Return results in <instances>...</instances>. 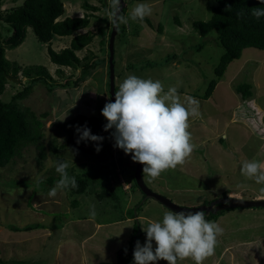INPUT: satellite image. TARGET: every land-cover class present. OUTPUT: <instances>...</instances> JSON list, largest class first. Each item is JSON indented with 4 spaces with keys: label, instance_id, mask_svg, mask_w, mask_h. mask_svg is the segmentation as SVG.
I'll list each match as a JSON object with an SVG mask.
<instances>
[{
    "label": "rangeland",
    "instance_id": "1",
    "mask_svg": "<svg viewBox=\"0 0 264 264\" xmlns=\"http://www.w3.org/2000/svg\"><path fill=\"white\" fill-rule=\"evenodd\" d=\"M23 1L3 0L0 9ZM61 1L64 9L57 20L85 14L89 17L88 25L77 33L92 34V41L76 54L79 58L84 55L92 58L90 54L94 53L97 61L104 58L106 63L90 69L74 87H58L48 92L45 85L37 83L31 94L19 101L20 106H29L42 122L39 143L43 144L45 157L39 158L38 147L30 144L10 164L0 167V264H134L136 242L143 245L146 239L142 226L161 220L169 210L152 199L142 201V197L137 201L140 191L134 188L131 179V168L136 162L130 154L114 147L111 135L114 129L103 128L107 121L101 109L109 101L106 71L111 24L105 17L108 0ZM124 2L125 11L121 14L125 16L137 3L149 4L152 14L143 21H129L118 28L114 40L116 90L127 74L159 79L165 90L174 86L181 98L191 96L198 100L201 112L199 119L189 120L191 142L197 145L191 156L182 166L165 171L151 182L143 175L147 186L182 206L207 204L233 193L245 199L264 195L260 191L262 185L245 180L240 174L245 159L259 161L264 170V51L245 48L239 59L227 65L211 96L205 100L202 94L215 76L214 68L223 47L215 31L202 37L192 22L209 19L207 6L215 5L216 1ZM5 26L0 21L3 34ZM71 38L72 35L54 36L50 46L60 51L69 46ZM198 44L202 47L198 48ZM47 45L39 42L28 28L24 41L6 49L4 56L23 67L44 66L58 83L68 77L75 78L79 68L51 63ZM58 69L62 70L61 74ZM18 78L23 83L14 82V88L27 83L24 77ZM12 83L9 80L6 84L4 100L11 96ZM238 86L249 90L251 95L238 93ZM73 105L77 109L70 112L68 108ZM43 112L46 116H41ZM69 114L74 127L84 122L81 116L85 120L92 116L103 120L99 129L91 132L104 137L100 151L95 150L93 141H85L84 150L65 144L64 130L56 128L54 123L68 121ZM54 146L59 147L57 153ZM57 160L69 163V175L88 178L85 192L62 191L51 198L47 195L51 187L46 191L34 190L38 176L43 180L49 176L59 179L55 171ZM98 173L101 175L97 176ZM22 181L30 185L7 184ZM104 187L111 188L114 194L106 191L105 196L99 197ZM93 207L94 217L90 214ZM85 218L102 228L89 230L82 222ZM205 219L218 223L223 234L218 237L214 254L204 264H264V208H227ZM29 225L36 227L24 230ZM156 264L167 262L159 260ZM178 264H194V261L188 258Z\"/></svg>",
    "mask_w": 264,
    "mask_h": 264
},
{
    "label": "clouds",
    "instance_id": "2",
    "mask_svg": "<svg viewBox=\"0 0 264 264\" xmlns=\"http://www.w3.org/2000/svg\"><path fill=\"white\" fill-rule=\"evenodd\" d=\"M260 3L264 4V0ZM105 12L110 24L118 29L129 21H143L152 14V8L149 4L137 3L125 16L121 14V0H108ZM251 15L256 19L264 17V8L252 9ZM101 114L107 121L104 131L114 129L111 133L114 147L130 154L132 161L142 164V173L149 182L167 170L182 166L197 147L191 142L189 120L201 117L198 100L191 96L181 98L174 86L165 90L159 79L127 74L114 92V101L106 102ZM76 131L80 140L96 142L95 150L100 151L104 137L92 134L87 126H77ZM69 167L66 161L55 162L59 179L49 189V197L54 198L58 192L78 187L76 178L69 175ZM240 174L245 180L262 185L260 191L264 193V170L259 161H242ZM35 182L39 185L43 178L38 176ZM90 214L96 215L94 207ZM142 231L146 233V239L143 245L136 242L134 264H156L159 260L178 264L188 258L194 264H204L214 254L218 237L223 234L218 223L205 219L203 210L166 211L161 220L142 226Z\"/></svg>",
    "mask_w": 264,
    "mask_h": 264
},
{
    "label": "trees",
    "instance_id": "3",
    "mask_svg": "<svg viewBox=\"0 0 264 264\" xmlns=\"http://www.w3.org/2000/svg\"><path fill=\"white\" fill-rule=\"evenodd\" d=\"M2 1L3 0H0V6ZM215 1V5L207 6V10L210 12L209 19L205 21L194 20L192 22V27L198 31L199 35L202 37L206 36L211 31H215L219 44L223 47V52L214 68L215 76L208 82L202 94V98L205 100L211 96L227 65L231 61L239 59L245 48L253 47L264 51V17L256 19L251 15L252 9L264 8V4L260 3V0ZM63 9L64 6L61 0H24L19 5L5 7L2 10L0 9V21L6 25L5 34L0 31V167L10 164L14 158L21 155L23 148L30 144H34L38 147L39 158L45 157L43 144L39 143V139L42 136L40 131L42 122L29 106L19 105V101L26 99L31 94L35 84L41 83L45 85L48 92H52L58 87L61 89L74 87L79 81L85 78L90 69L95 68L99 64L106 63L104 62V58H99V61H97L96 56L92 52V54H90L92 58L88 55L79 58L76 52L88 46L93 38L92 34L77 33L78 30L88 25L89 17L85 14L83 16L66 17L62 20H57L58 16L63 12ZM124 11L125 6L121 13ZM240 12H242L243 15L238 16L237 13ZM28 28L32 29L39 42L48 44L47 54L51 63L58 66L71 67L74 70L79 68L80 72L78 75L75 78L68 77L62 83H58L53 81V77L44 66L32 65L23 67L16 62L7 60L4 56L5 50L19 46L24 41ZM158 30H162L161 25L158 26ZM66 35H72L68 47L60 51H55L51 48L50 40L54 36ZM197 46L201 48L202 44H198ZM172 57H174V55ZM57 72L61 74L62 70L58 69ZM19 75L24 77L27 83L21 88H19V86L14 88L15 81H12L13 91L10 93L11 96L7 100H4L2 95L9 81L8 77L15 78L19 83H23L21 79L18 78ZM236 91L238 93H243L244 96L251 95L249 90H245L244 87L241 86H238ZM71 109L76 111L77 108L76 106H74V108L70 106L68 110L71 112ZM46 114V112H43L41 116H46ZM69 116L70 118H68V121H56L54 126L56 128L60 127L62 131L64 130L66 145L71 144L79 150H84L85 147L83 143L85 140L79 139L80 134L76 131L77 125L75 127L72 126V115L69 114ZM76 117L77 115H75V118L73 116L75 120H77ZM81 118L84 119V122L79 126H87L91 132L97 131L103 122L102 119L96 116L88 117L86 120L85 116H81ZM219 142H222V138ZM58 148L59 147L54 146L53 151L57 153ZM134 165L135 163L131 168L132 185L139 190L133 178ZM102 174H104V172ZM100 175L101 173L97 174V176ZM85 177V175L75 177L78 187L69 189L70 192H85L89 185V180ZM56 179V177L49 176L46 180H43V183L39 185L35 184L34 190L46 191L55 185ZM7 184L8 186H17L18 184L24 186L30 185V183L26 181ZM106 191L114 194L111 188L104 187V190H102L98 196H105ZM140 194L142 197L144 196L141 192ZM33 227L36 226H25L24 230H31ZM12 228L18 230L16 227ZM120 257L119 255V258Z\"/></svg>",
    "mask_w": 264,
    "mask_h": 264
},
{
    "label": "water",
    "instance_id": "4",
    "mask_svg": "<svg viewBox=\"0 0 264 264\" xmlns=\"http://www.w3.org/2000/svg\"><path fill=\"white\" fill-rule=\"evenodd\" d=\"M125 6L124 0H121V11ZM117 33V28H114L111 24V30L108 38V61H107V97L109 101H114L115 87V64H114V40ZM9 80L18 82L17 79L8 77ZM143 165L136 162L133 170L134 181L139 188L140 192L144 195L143 200L152 199L165 207L167 210L195 212L203 210L205 217L209 214H217L218 212L227 208H264V198L245 199L235 196L220 197L211 200L207 204L198 206H182L179 205L168 197H165L157 192L151 190L143 179L142 173ZM135 239V238H134Z\"/></svg>",
    "mask_w": 264,
    "mask_h": 264
},
{
    "label": "crops",
    "instance_id": "5",
    "mask_svg": "<svg viewBox=\"0 0 264 264\" xmlns=\"http://www.w3.org/2000/svg\"><path fill=\"white\" fill-rule=\"evenodd\" d=\"M259 51H263V50H259ZM231 196H235V197H241L239 194H236V193H233ZM142 197V195L140 194V196L138 197V199H137V201L140 199ZM254 198H264V195H257L256 197H254ZM82 222H84L85 223V227L87 228H89V230H93V231H98V230H100V228H102V226L101 227H99V224H96V223H92L91 222V220H87L86 218L85 219H82ZM117 222V221H116ZM119 223H121V222H119ZM89 224V225H88ZM122 224V223H121ZM109 226V223L107 224V226L106 227H108ZM108 229V228H107ZM108 230H106L105 232H107ZM104 237H107V233H104ZM260 239H262V238H260ZM263 240V239H262ZM263 241H261V243H262ZM256 243H259V241H258V239H257V241H256Z\"/></svg>",
    "mask_w": 264,
    "mask_h": 264
}]
</instances>
